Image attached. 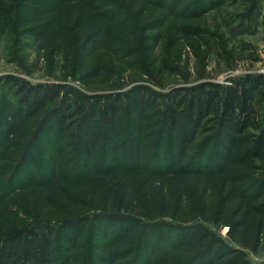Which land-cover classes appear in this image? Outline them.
Here are the masks:
<instances>
[{
  "label": "trees",
  "instance_id": "16d2710c",
  "mask_svg": "<svg viewBox=\"0 0 264 264\" xmlns=\"http://www.w3.org/2000/svg\"><path fill=\"white\" fill-rule=\"evenodd\" d=\"M261 1L0 0V264H264Z\"/></svg>",
  "mask_w": 264,
  "mask_h": 264
},
{
  "label": "rangeland",
  "instance_id": "374dc122",
  "mask_svg": "<svg viewBox=\"0 0 264 264\" xmlns=\"http://www.w3.org/2000/svg\"><path fill=\"white\" fill-rule=\"evenodd\" d=\"M240 8V3L230 4L227 7L230 11H238ZM222 20L228 35L231 37L232 43L238 48L244 47L246 43L253 44L258 53L261 55L262 60L255 62L253 65H250L247 61L242 62L237 70L223 71L217 78L220 81H225L230 75L237 74L248 69L264 71V0L261 1L260 9L252 21H240L239 19L233 17H222ZM19 48L20 52L21 47L19 46ZM25 52L28 54L25 65L21 66L15 61H12V58L8 54L5 46V39L0 36V79L6 75H15L27 79L33 84L48 83L55 80L44 72L42 63L35 59V53L31 47L28 46ZM212 66H214V60L212 61ZM68 83L75 87L83 88L79 82L72 79L68 80ZM163 168L170 169V162H165ZM226 231L227 228H221L219 230L220 234L224 238L228 239ZM248 257L253 263H260L264 261V254L257 255L249 252Z\"/></svg>",
  "mask_w": 264,
  "mask_h": 264
}]
</instances>
